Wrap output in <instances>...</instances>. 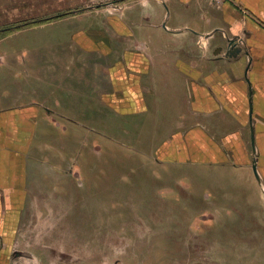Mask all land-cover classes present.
<instances>
[{
	"label": "rangeland",
	"instance_id": "rangeland-1",
	"mask_svg": "<svg viewBox=\"0 0 264 264\" xmlns=\"http://www.w3.org/2000/svg\"><path fill=\"white\" fill-rule=\"evenodd\" d=\"M26 5L27 20L20 0H0V15L7 8L18 15L0 16V56L8 57L11 46L17 54L35 52L43 30L60 31L36 21L57 8L46 6L38 17L36 2ZM23 56L36 64L37 54L13 57ZM52 56L39 55L48 68L39 73L46 92L53 88ZM29 80L36 100L35 71ZM166 90L158 88L163 100L157 98L149 116L111 108L103 118L43 116L42 106L53 109L47 93L39 106L20 108L34 115L24 156L28 178L23 199L14 200L13 232L0 238V264H264V159L249 145L244 109L237 116L193 117L184 89L172 86V101L164 99ZM196 129L216 150L199 163L184 141ZM234 138L246 161L233 151Z\"/></svg>",
	"mask_w": 264,
	"mask_h": 264
},
{
	"label": "crops",
	"instance_id": "crops-1",
	"mask_svg": "<svg viewBox=\"0 0 264 264\" xmlns=\"http://www.w3.org/2000/svg\"><path fill=\"white\" fill-rule=\"evenodd\" d=\"M31 1L38 6V17L48 12L46 6L57 8L53 16L36 21L46 23L43 27L60 25V31L43 30L39 43L42 45L38 44L35 52L22 50V54H17L11 51L15 48L11 46L10 52H4L8 57L0 56V238L3 242L2 236L9 239L13 232L14 200L23 199L28 178L24 156L33 129L29 118L34 115L20 108L30 102L39 106L45 101L46 93L52 96L53 109L42 106L43 116L58 112L67 117L80 118L84 114L85 118H103L109 108L119 115L149 116L157 110V98L163 100L158 96V88L168 87L164 99L170 101L172 86L179 91L182 88L187 113L190 104L193 117L224 118L232 112L240 114L243 108L248 127L254 131V145L264 159V0ZM28 2L20 0V13L26 20ZM14 11L16 8H7L0 16L14 19L18 16L11 15ZM229 40H235L236 48H241L236 57L226 56ZM23 53L37 54V65L27 62L26 56L13 57ZM50 54L54 57L51 63L54 81L52 91L46 92L50 87L39 73L48 68L40 62L44 59L40 60L39 55ZM30 70L37 75L36 100L30 97ZM19 76L23 79L18 80ZM225 95L229 96L228 101ZM199 123L204 126V119L198 118ZM201 134L204 136L199 143ZM184 141L193 162H204L210 159L209 155L216 154L214 142L200 129L192 130ZM248 141L251 147L250 131ZM230 145L235 153L244 150L236 138ZM223 153L227 154L225 149ZM241 153L236 154L239 161H246Z\"/></svg>",
	"mask_w": 264,
	"mask_h": 264
},
{
	"label": "water",
	"instance_id": "water-1",
	"mask_svg": "<svg viewBox=\"0 0 264 264\" xmlns=\"http://www.w3.org/2000/svg\"><path fill=\"white\" fill-rule=\"evenodd\" d=\"M240 52H241V48H236L235 40H229L228 44H227L226 56L227 57H236L238 54H240ZM249 121L251 124V121H252L251 104H249ZM250 140H251L252 150H254V131H253L252 127L250 130ZM252 170H253V174H254L255 178L258 180V175L256 172V164L255 163L252 164Z\"/></svg>",
	"mask_w": 264,
	"mask_h": 264
}]
</instances>
